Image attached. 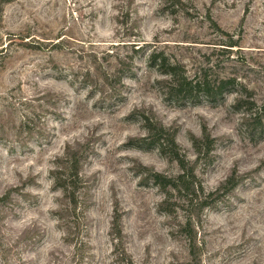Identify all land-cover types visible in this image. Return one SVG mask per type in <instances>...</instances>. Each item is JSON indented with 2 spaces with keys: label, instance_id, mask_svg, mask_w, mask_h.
Instances as JSON below:
<instances>
[{
  "label": "rangeland",
  "instance_id": "1",
  "mask_svg": "<svg viewBox=\"0 0 264 264\" xmlns=\"http://www.w3.org/2000/svg\"><path fill=\"white\" fill-rule=\"evenodd\" d=\"M180 1L13 0L4 8L0 196L33 181L27 199L0 205V251L9 249L10 264H264V139L242 127L232 108L235 92L216 102H177L148 64L153 51L165 53L191 77L235 78L264 102V0ZM20 36L30 46L22 47ZM132 59L119 100L103 102L99 75ZM24 118L38 136H17ZM156 121L176 129L180 154L207 193L234 172L246 176L243 182L203 211L172 192L178 207L160 212L164 193L144 181V167L168 177L181 170L141 142ZM204 127L216 144L209 159L198 161L191 137L200 138ZM87 142L94 152L82 173L91 191L80 232L88 249L74 259L54 216L62 195L50 170L68 145ZM191 212L195 225L186 233ZM115 213L120 240L112 235Z\"/></svg>",
  "mask_w": 264,
  "mask_h": 264
},
{
  "label": "trees",
  "instance_id": "2",
  "mask_svg": "<svg viewBox=\"0 0 264 264\" xmlns=\"http://www.w3.org/2000/svg\"><path fill=\"white\" fill-rule=\"evenodd\" d=\"M13 0H0V23L3 19L4 8L12 3ZM179 2H181L179 0ZM21 46L28 47V37L20 36ZM43 44V43H42ZM137 46V45H131ZM231 47H235L232 43ZM142 47L136 49L140 50ZM132 61L127 63L120 61L119 66L114 72H104L99 75L98 80L106 90L103 93L102 101L113 104L119 100L121 88L124 86L123 81L128 73L132 71ZM148 64L155 68L164 78L158 82L164 90V94L177 102H200L206 100L216 102L228 91L236 93V98L232 108L241 116V125L247 135L252 138L258 137L264 139V102L259 103L253 96V91L245 85L238 83L235 78H219L211 82L206 75H196L191 77L184 65L172 63L165 53L153 51L148 57ZM120 85V87H118ZM148 120V119H147ZM35 127L28 118L22 119L20 126L17 128V136L25 134L27 139L38 136L33 132ZM177 131L175 128H167L161 122L156 121L154 125H148L147 136L142 138L144 146L158 148L164 156H169L171 160L178 163L181 173L177 177H168L155 172L152 169L144 167L147 171L145 182H153L164 193L165 199L160 204V212L164 214H173L175 212V203L171 204L172 192L180 196V202L183 201L189 209L197 208L199 211L213 207L221 199L227 197L230 192L243 182L245 175L234 172L221 187L211 193H207L203 185L198 182L195 170L189 162L180 154L179 145L176 140ZM192 145L195 149L198 161L202 158L209 159L214 151L216 139L210 134L207 127L203 128L202 136L197 138L191 137ZM143 146V145H140ZM90 143L77 146L68 145L61 157L53 162L50 175L53 180V188L56 192L61 193L62 205L61 210L56 211L54 216L65 228V242L74 248V259H78L82 252L87 251V242L80 232L81 225L85 221L87 211V202L89 191L87 182L83 177V167L93 154ZM33 184L32 177L22 183L19 187L10 188L4 195L0 196V205L14 206L16 204L15 196L27 199L30 196L26 189ZM178 207V206H177ZM194 212V211H193ZM193 212L185 217L182 229L189 233L195 225ZM112 235L115 239L122 238L121 215L115 213L112 224ZM191 241V256L194 257V241ZM9 249L0 251V264H10L6 254Z\"/></svg>",
  "mask_w": 264,
  "mask_h": 264
}]
</instances>
